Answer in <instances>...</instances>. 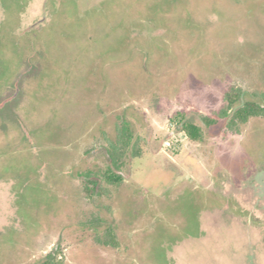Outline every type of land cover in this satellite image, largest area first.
I'll return each mask as SVG.
<instances>
[{"label":"rangeland","instance_id":"1","mask_svg":"<svg viewBox=\"0 0 264 264\" xmlns=\"http://www.w3.org/2000/svg\"><path fill=\"white\" fill-rule=\"evenodd\" d=\"M154 1L0 0V102L32 63L0 110V264H264V118L227 98L264 96V0ZM7 23L35 25L24 54Z\"/></svg>","mask_w":264,"mask_h":264},{"label":"trees","instance_id":"2","mask_svg":"<svg viewBox=\"0 0 264 264\" xmlns=\"http://www.w3.org/2000/svg\"><path fill=\"white\" fill-rule=\"evenodd\" d=\"M157 1H160V4L162 3L161 0ZM144 60H146V58H144ZM30 70V68L24 69L19 73L16 81L14 82V91L2 102H0V110L7 108L12 101L16 100L20 96L22 90L21 83L25 75ZM245 95H247L245 90H231L228 93V104L230 107H233L232 115L234 119L241 123H245L253 117L264 118V102L247 99ZM193 118L186 112H179L176 115L178 127L191 139L201 140L205 134L206 126L209 124L211 125L212 120L206 117L202 118V122H204V124H201ZM120 129H122V133L126 136L122 137L119 133L117 140L112 143L111 148H107L110 163L104 175L105 180L114 185H118L124 180V173L122 172L123 166L127 161H131L136 155L134 153V134L130 126L125 123ZM94 186L96 188V185ZM112 238V243L117 244L118 242L115 240L114 235ZM38 264H63V259L58 257V250L57 248H54L52 251L47 253V255L40 260Z\"/></svg>","mask_w":264,"mask_h":264},{"label":"flooded vegetation","instance_id":"3","mask_svg":"<svg viewBox=\"0 0 264 264\" xmlns=\"http://www.w3.org/2000/svg\"><path fill=\"white\" fill-rule=\"evenodd\" d=\"M154 8V9H153ZM151 9H153L155 12H156V10L159 12V11H162V7H161V4L160 3H158V1H154L153 2V5H152V7H151ZM168 10H170V9H168ZM8 14H7V19H6V21L8 20ZM9 19H11L10 17H9ZM186 22H188L187 20H186ZM189 24V23H188ZM3 25V24H2ZM5 25V24H4ZM4 25L2 26V27H4ZM33 27H35V25H29V26H27V27H25L21 32L23 33V32H25V35H26V33L28 32L29 33V31L28 30H31ZM16 28V24L13 26H11L9 23H7L6 25H5V29H4V31H2V32H4L2 35H3V37H4V39H6L7 41H9V42H11V43H13L14 42V44L13 45H15V47H17L20 51H23V54L25 53V51L23 50V46L24 47H28V45L30 46V44L32 45L33 44V39H32V35L33 34H29L30 36H29V38L27 37V36H25L24 34H19V35H16L17 33H19V31H16L17 29H15ZM0 32H1V28H0ZM16 32V33H15ZM13 33H15V34H13ZM183 34H185V33H183ZM12 35H14V36H16V38L14 39V38H12ZM24 35V36H23ZM23 41H25L26 42V45H21L22 43H23ZM25 59V58H24ZM24 62H27V69L28 68H31V66H32V63H31V61L29 62L28 61V58H27V61H24ZM1 63V62H0ZM252 99L253 100H257V101H263L264 102V96H256V95H254L253 93H252ZM254 96H256V97H254ZM186 113H189L190 114V116H192V118L193 119H195V115L193 114V113H190V112H186ZM207 127V126H206ZM263 160H264V158H262V157H260L257 161H256V168H255V171L258 169V166H259V164L261 163V162H263ZM262 171H263V169H262ZM256 178L257 177H255V179H254V181L256 180Z\"/></svg>","mask_w":264,"mask_h":264}]
</instances>
